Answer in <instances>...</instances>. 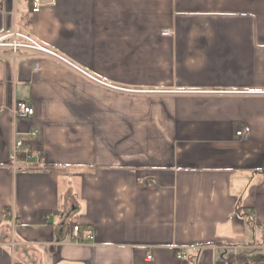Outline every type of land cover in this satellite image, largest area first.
I'll return each instance as SVG.
<instances>
[{"label":"crops","instance_id":"1","mask_svg":"<svg viewBox=\"0 0 264 264\" xmlns=\"http://www.w3.org/2000/svg\"><path fill=\"white\" fill-rule=\"evenodd\" d=\"M13 29L135 93L0 50V264H264V0H0Z\"/></svg>","mask_w":264,"mask_h":264},{"label":"built area","instance_id":"2","mask_svg":"<svg viewBox=\"0 0 264 264\" xmlns=\"http://www.w3.org/2000/svg\"><path fill=\"white\" fill-rule=\"evenodd\" d=\"M31 1V12H38L42 6V0H30ZM163 34H168V31H163ZM0 50H10L13 53V57L17 58V52H28L35 58H46L61 65L66 66L68 69L78 73L86 80L91 83L110 91L123 92V93H135L132 89L120 87L112 84L96 75L85 71L78 67L75 63L70 61L65 55L51 48L50 46L42 43L39 39L34 37L27 31H19L13 29L11 32L0 35ZM38 61L35 62V69H38ZM34 114L33 107L25 101H17L14 106V115L17 119H24ZM249 133V127L245 126L240 130L236 131V136L246 137ZM37 131H31L28 133V137H35ZM24 156L23 160L19 159V155ZM39 154V152H38ZM31 157L30 150L27 145H23V138H19L15 141L11 154L9 155V165L15 171H27L38 167V163L30 164L29 159ZM32 165V166H31ZM81 227L74 225L72 231L75 236L76 243H91L94 239L93 234L90 231L80 234ZM150 255H147V259H150ZM178 258H182V253H177ZM233 264H242L239 261H235Z\"/></svg>","mask_w":264,"mask_h":264},{"label":"trees","instance_id":"3","mask_svg":"<svg viewBox=\"0 0 264 264\" xmlns=\"http://www.w3.org/2000/svg\"><path fill=\"white\" fill-rule=\"evenodd\" d=\"M30 6H31V1H30ZM31 142L28 140V139H24L23 140V145H27L29 150H30V153L32 152L31 151V148H32V144H30Z\"/></svg>","mask_w":264,"mask_h":264},{"label":"rangeland","instance_id":"4","mask_svg":"<svg viewBox=\"0 0 264 264\" xmlns=\"http://www.w3.org/2000/svg\"><path fill=\"white\" fill-rule=\"evenodd\" d=\"M61 65V64H60ZM62 66H64V65H62ZM65 68H67L66 66H64ZM110 91V90H109ZM113 92H116V91H113ZM118 93V92H117Z\"/></svg>","mask_w":264,"mask_h":264}]
</instances>
